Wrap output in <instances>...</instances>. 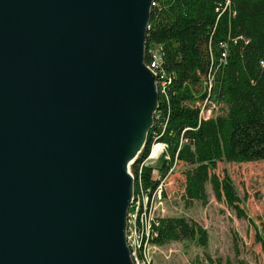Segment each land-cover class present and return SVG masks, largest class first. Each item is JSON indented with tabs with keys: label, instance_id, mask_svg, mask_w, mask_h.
Listing matches in <instances>:
<instances>
[{
	"label": "water",
	"instance_id": "water-1",
	"mask_svg": "<svg viewBox=\"0 0 264 264\" xmlns=\"http://www.w3.org/2000/svg\"><path fill=\"white\" fill-rule=\"evenodd\" d=\"M153 1L0 0V264H133Z\"/></svg>",
	"mask_w": 264,
	"mask_h": 264
},
{
	"label": "trees",
	"instance_id": "trees-1",
	"mask_svg": "<svg viewBox=\"0 0 264 264\" xmlns=\"http://www.w3.org/2000/svg\"><path fill=\"white\" fill-rule=\"evenodd\" d=\"M153 54L157 109L144 148L130 166L134 197L148 198L150 218L155 189L162 183L164 198L168 178L184 166L185 206L206 205L209 185L217 202L248 220L232 181L216 170L222 162L264 161V0H154L146 66ZM209 104L221 106L220 113L203 117ZM154 144L163 145V154L147 166ZM148 238L156 247L191 242L204 248L208 240L204 228L183 217L155 218ZM256 241L264 253V231ZM134 264H149L145 248Z\"/></svg>",
	"mask_w": 264,
	"mask_h": 264
},
{
	"label": "rangeland",
	"instance_id": "rangeland-1",
	"mask_svg": "<svg viewBox=\"0 0 264 264\" xmlns=\"http://www.w3.org/2000/svg\"><path fill=\"white\" fill-rule=\"evenodd\" d=\"M220 108L209 104L202 115L216 116ZM154 145L145 161L147 166L154 165L161 154L160 146ZM155 148L159 150L158 155L151 158ZM184 169V166L178 167L168 178L162 202L154 205V217H183L196 222L207 232V245L202 248L191 242H174L162 247L153 246L147 257L149 264H264L261 244L256 241L257 233L264 231V161L217 165L216 173L219 176L226 174L232 181L248 220H239L231 210L217 202L209 185L206 186V205L194 202L185 206L181 198ZM153 176L159 177L156 171ZM129 211L131 215L132 211ZM146 218L144 216L141 222L143 229H146Z\"/></svg>",
	"mask_w": 264,
	"mask_h": 264
},
{
	"label": "bare ground",
	"instance_id": "bare-ground-1",
	"mask_svg": "<svg viewBox=\"0 0 264 264\" xmlns=\"http://www.w3.org/2000/svg\"><path fill=\"white\" fill-rule=\"evenodd\" d=\"M152 6H153V2H152L151 7ZM150 68L154 70L156 68V64L151 63ZM155 77H156V75H155ZM160 149H161V146H160ZM158 152H159V150L157 148H155L151 152V158H155L158 155ZM140 202H141V222L143 220V217L145 216V217H147L146 218L147 224H146V229L141 228L140 236H138L136 243L133 244V235H132L131 226L133 225V220H138V213H140ZM148 205H149V203H148L147 197L144 196L141 199H138V198H135L133 195L132 199H131L130 207H129L128 212H127L126 222H125V243H126L127 249L129 250V256H130V259H131L133 264L137 263L138 251L144 250L147 238L149 237ZM129 210L132 211L131 215L129 213L130 212ZM128 216H129V218H128Z\"/></svg>",
	"mask_w": 264,
	"mask_h": 264
},
{
	"label": "built area",
	"instance_id": "built-area-1",
	"mask_svg": "<svg viewBox=\"0 0 264 264\" xmlns=\"http://www.w3.org/2000/svg\"><path fill=\"white\" fill-rule=\"evenodd\" d=\"M152 64H157V56L154 54H153ZM153 74H158V73H153ZM161 86L162 87L164 86V81H161ZM158 146H161L160 150H161V153L163 154V149H164L163 145H158ZM152 174L154 175L155 171H153ZM162 196H163V192H162V183H161L155 189V199L153 200V203H152V213H150V218L148 221L149 226L152 225L154 219L156 218L154 217V205L162 202V198H163ZM140 230H141V202H140V213H138V220H133V225H132L133 244H135V240L138 239V236H140ZM151 237H152V234H151ZM150 240L151 238H147L146 247H145V260H147V263H149L148 258H147L149 251L153 247Z\"/></svg>",
	"mask_w": 264,
	"mask_h": 264
}]
</instances>
